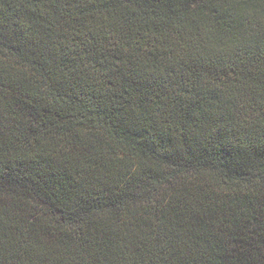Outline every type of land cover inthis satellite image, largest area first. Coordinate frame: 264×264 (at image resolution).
I'll list each match as a JSON object with an SVG mask.
<instances>
[{"label": "trees", "instance_id": "16d2710c", "mask_svg": "<svg viewBox=\"0 0 264 264\" xmlns=\"http://www.w3.org/2000/svg\"><path fill=\"white\" fill-rule=\"evenodd\" d=\"M264 0H0V264H264Z\"/></svg>", "mask_w": 264, "mask_h": 264}, {"label": "snow or ice", "instance_id": "6c2138e0", "mask_svg": "<svg viewBox=\"0 0 264 264\" xmlns=\"http://www.w3.org/2000/svg\"><path fill=\"white\" fill-rule=\"evenodd\" d=\"M237 3H243V0H237ZM192 4L194 7H199L200 0H192ZM262 26H264V22H262ZM3 251V246L0 244V253Z\"/></svg>", "mask_w": 264, "mask_h": 264}]
</instances>
